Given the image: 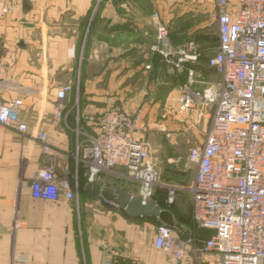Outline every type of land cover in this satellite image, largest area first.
Instances as JSON below:
<instances>
[{
  "label": "crops",
  "instance_id": "0c3cea01",
  "mask_svg": "<svg viewBox=\"0 0 264 264\" xmlns=\"http://www.w3.org/2000/svg\"><path fill=\"white\" fill-rule=\"evenodd\" d=\"M214 9L213 0H0V61L7 65L8 79L29 92L20 112L26 132L0 128V264H18L21 256L28 258L27 264H103V243L113 252V264H175L153 246L158 219L130 218L86 192L77 201L63 193L58 202L37 200L31 184L54 163L57 177H67L71 190H77L72 133L77 112L100 114L117 106L133 114L139 108H162L173 121L167 129L186 125L194 145L202 144L210 112H178L183 75L163 67L149 48L157 25L174 39L205 35L210 24L217 37L216 21L209 18ZM204 69L208 80L218 79L213 70ZM66 84L72 91L65 99L63 121L54 118V102L57 89ZM17 97L9 91L1 102ZM141 130L136 138L143 140ZM40 131L47 134L54 156L42 155L36 141ZM177 161L161 169L174 181L171 176L182 172ZM96 185L103 188L101 182ZM104 189L135 196L137 187L110 180ZM181 224L177 236L198 238L199 229L184 228V220ZM177 264H220V257L188 252Z\"/></svg>",
  "mask_w": 264,
  "mask_h": 264
},
{
  "label": "built area",
  "instance_id": "2783aa9c",
  "mask_svg": "<svg viewBox=\"0 0 264 264\" xmlns=\"http://www.w3.org/2000/svg\"><path fill=\"white\" fill-rule=\"evenodd\" d=\"M213 2L209 18L217 24V46L208 67L217 80L196 71L202 48L194 40L174 44L167 29L157 25L149 48L168 70L186 72V82L178 86V112H210L204 140L189 151L187 160L195 168L190 188L192 218L198 229L211 230L213 235L207 241H199L196 235L185 240L175 228L160 224L153 246L175 264L188 252L195 257L218 255L220 264H264V0ZM9 91L18 97L1 102ZM71 91L68 84L57 89L55 119L66 120L65 99ZM28 93L8 79L7 65L0 61V128L26 132L20 112ZM81 118L92 131L81 125ZM142 120L141 110L129 114L117 106L96 117L75 114L73 159L86 170L88 185L101 182L104 189L112 178L124 179L136 185L135 197L142 202L151 201L163 187L146 144L136 138ZM36 141L42 155L56 154L44 131L38 132ZM117 168L122 172H116ZM55 169L56 164L50 163L37 174L31 184L32 197L58 202L63 193L65 199L77 201V190H71L67 177L58 178ZM174 193L169 190L168 203L173 202ZM101 257L103 264L115 261L106 243L101 245ZM17 261L27 264L28 258L21 256Z\"/></svg>",
  "mask_w": 264,
  "mask_h": 264
},
{
  "label": "rangeland",
  "instance_id": "374dc122",
  "mask_svg": "<svg viewBox=\"0 0 264 264\" xmlns=\"http://www.w3.org/2000/svg\"><path fill=\"white\" fill-rule=\"evenodd\" d=\"M214 34L211 29V25L209 24L205 35L209 37H216L215 32ZM148 109L149 108H144V110H142L139 108L136 111L141 110L143 113L141 130L144 138L143 141L146 144L148 155L152 159L156 169L159 171V182L163 185V187L159 188L164 194L163 199L162 197H159L156 198V200H158V203L163 208L173 210L175 212V216L178 217V219L181 217V215L186 216L188 213H190L192 217L193 206L190 188L193 184L195 168L188 163L187 159L189 151L196 146L193 143V132L188 130L186 125H183L184 122L182 123L183 127H181L179 130L167 129L168 124L172 123L173 121L168 119L169 117L165 112H163V110H161L162 108L152 111ZM98 115L99 114H93L90 116L96 117ZM180 118H182V116ZM178 124L181 125V123ZM198 132V134H201L200 131ZM170 160L171 163H169ZM175 160H178V164H182V172L180 176L175 174L171 176L170 174V176L175 178L176 181L165 177L167 176L166 171H161L162 164H164V168L169 166L172 167ZM116 172L120 173L122 171L117 168ZM112 179L120 182V178ZM122 182L133 184L130 181H125L124 179ZM169 190H173L175 192L172 203L167 202ZM153 199L154 196L151 201Z\"/></svg>",
  "mask_w": 264,
  "mask_h": 264
},
{
  "label": "water",
  "instance_id": "95a60500",
  "mask_svg": "<svg viewBox=\"0 0 264 264\" xmlns=\"http://www.w3.org/2000/svg\"><path fill=\"white\" fill-rule=\"evenodd\" d=\"M84 191L90 196L101 197L107 203L117 206L124 210L130 218L148 217L156 218L161 224L180 230L168 211L160 210L152 201L142 202L139 198L132 196L128 192L120 189L105 190L96 184H89ZM197 235L200 241H207L213 235V231L207 229H199ZM183 239H188L186 234H182Z\"/></svg>",
  "mask_w": 264,
  "mask_h": 264
},
{
  "label": "trees",
  "instance_id": "16d2710c",
  "mask_svg": "<svg viewBox=\"0 0 264 264\" xmlns=\"http://www.w3.org/2000/svg\"><path fill=\"white\" fill-rule=\"evenodd\" d=\"M171 40L174 44H178L182 41H185V40H194L195 42H197L201 48H202V56L201 58L199 59V62L197 64V66L195 67L196 68V71L204 78H206V73H205V69L204 68H208V60L209 58L212 56L213 54V50L214 48H216L217 46V37H209V36H206V35H200L198 33H193L191 35H182V36H177L176 38L173 39V37H171ZM159 60H161L159 58ZM162 66L165 67V65L162 63ZM212 70V69H210ZM175 73V72H173ZM182 75H183V78H180L179 80V85H183L185 82H186V72L183 71V72H180ZM175 84H173L172 87H174ZM81 86L79 88V93L81 94ZM168 91V90H166ZM159 103H162L163 100H158ZM80 116H82V114H80ZM81 125L89 131V128L88 127V123L85 122L82 118H81ZM82 173L85 174V178H81L82 176ZM77 183H78V188H77V191H78V196H80L82 194V192H85L84 191V188L88 185L87 184V178H86V170L81 167V166H78L77 167ZM163 196L164 194L161 192V190L157 189L155 194H154V199L152 200L159 208L163 209V210H166L168 211L169 213H171V215L173 216V218L175 219V223L179 226H181L182 224V221L184 220L185 221V227L184 228H187V229H190V230H194V231H197L198 230V227L196 225V223L194 222L193 218L191 217V215H186V216H183L181 215V217H176L175 216V212L171 209H166V208H163L159 203H158V200H156V198H159V197H162L163 199ZM161 222H158L157 223V226L160 225ZM178 234H180V231L178 229H175ZM179 238L180 235H178Z\"/></svg>",
  "mask_w": 264,
  "mask_h": 264
}]
</instances>
